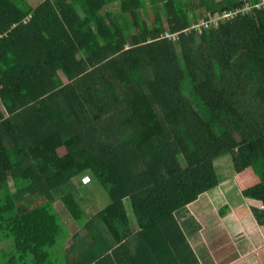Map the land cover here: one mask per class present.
<instances>
[{
    "label": "trees",
    "instance_id": "trees-1",
    "mask_svg": "<svg viewBox=\"0 0 264 264\" xmlns=\"http://www.w3.org/2000/svg\"><path fill=\"white\" fill-rule=\"evenodd\" d=\"M260 1L0 0V264H91L131 233L128 206L181 233L225 154L264 224V9L190 29ZM83 174L108 197L90 217Z\"/></svg>",
    "mask_w": 264,
    "mask_h": 264
},
{
    "label": "crops",
    "instance_id": "crops-1",
    "mask_svg": "<svg viewBox=\"0 0 264 264\" xmlns=\"http://www.w3.org/2000/svg\"><path fill=\"white\" fill-rule=\"evenodd\" d=\"M253 207L261 203L245 198L229 172L176 213L181 233L173 225L143 229L131 220L129 236L91 264H264V224L257 222ZM128 212L131 217L130 206ZM83 229L73 226L72 232L84 235Z\"/></svg>",
    "mask_w": 264,
    "mask_h": 264
},
{
    "label": "rangeland",
    "instance_id": "rangeland-1",
    "mask_svg": "<svg viewBox=\"0 0 264 264\" xmlns=\"http://www.w3.org/2000/svg\"><path fill=\"white\" fill-rule=\"evenodd\" d=\"M29 4L35 2L36 0H26ZM30 4V5H31ZM23 7H28V5L26 3H24V5H21ZM206 13L205 11H199V18L201 20H204L203 17H205ZM192 18V16H191ZM216 164H217V171L219 174L222 175V173L225 175L227 173H229L231 171V167H232V161L231 158L228 154L222 155L220 156L217 160H216ZM222 172V173H221ZM94 179V177H93ZM95 181V180H94ZM12 191H14V188L12 186V181L9 180ZM73 183L75 184V187L77 189V194L79 196V198L81 199V205L84 208V212L86 213V217H90L92 216L99 208H101L105 203H108V197L107 195L104 193V191L102 190V187L99 186V184L95 181H92V178L90 177L89 174H83L81 177H77L73 180ZM69 191H72L73 189H71L69 187L68 189ZM61 196V195H60ZM56 207L61 210V213L63 214L64 217L68 218L69 220V213L64 209L63 205L61 204L60 201H58L56 203ZM130 219L133 221V223L136 225L138 224L136 221V217L134 215V213L131 215ZM73 225L74 224H70ZM79 234V233H78ZM86 242H88L86 240ZM73 243L72 239H69V242L66 243V247L71 246ZM8 245V242H3L0 243V248L3 246Z\"/></svg>",
    "mask_w": 264,
    "mask_h": 264
},
{
    "label": "built area",
    "instance_id": "built-area-1",
    "mask_svg": "<svg viewBox=\"0 0 264 264\" xmlns=\"http://www.w3.org/2000/svg\"><path fill=\"white\" fill-rule=\"evenodd\" d=\"M253 9L256 10H261L264 9V0H261L259 3L252 5L251 3H246L244 4L241 8L236 9V10H232V11H226L223 13H216L214 14L210 19H204V20H200L199 22L193 23L190 29H194L200 33H202L205 29L210 28L213 25H219V22L221 19H231L232 17H234L236 14L238 13H246L249 11H252ZM187 31V30H184ZM179 35V32H175V33H165V36L167 38H177V36Z\"/></svg>",
    "mask_w": 264,
    "mask_h": 264
}]
</instances>
